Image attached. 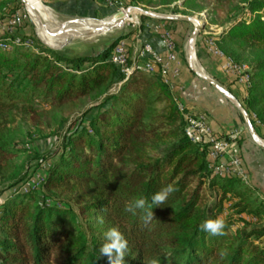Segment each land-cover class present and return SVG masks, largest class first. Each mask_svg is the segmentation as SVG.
<instances>
[{
    "label": "trees",
    "instance_id": "trees-1",
    "mask_svg": "<svg viewBox=\"0 0 264 264\" xmlns=\"http://www.w3.org/2000/svg\"><path fill=\"white\" fill-rule=\"evenodd\" d=\"M77 1L52 7L71 16L94 17L101 10L97 0ZM178 1L129 0L153 10ZM210 1V25L229 27L219 39L225 54L230 56L228 48L235 44L256 52L244 106L252 124L257 120L264 126V0ZM189 6L187 0L184 7ZM16 38L21 45L14 44ZM28 41L37 52L28 49ZM113 46L70 56L30 33L0 36V198L27 181L30 163L48 158L15 149L8 127L14 116H36L37 102L62 107L92 98L94 104L64 135L42 195L40 190L11 193L0 205V264H107L99 248L109 228H117L128 242L125 264H264V225L232 233L231 224L224 223V234L216 236L201 230L203 222L217 218L224 201L233 203L237 215L261 222L264 201L240 179L212 175L207 147L185 136V119L159 67L148 72L128 56L125 73L110 59ZM166 143L171 146L161 149ZM169 184L175 191L153 209V219L145 221L140 210L125 211L137 198L150 203ZM54 194L72 197L78 212L67 203L48 202Z\"/></svg>",
    "mask_w": 264,
    "mask_h": 264
},
{
    "label": "rangeland",
    "instance_id": "rangeland-1",
    "mask_svg": "<svg viewBox=\"0 0 264 264\" xmlns=\"http://www.w3.org/2000/svg\"><path fill=\"white\" fill-rule=\"evenodd\" d=\"M60 1L62 0H41L44 6L50 8L53 11V13H55L54 15L56 16L57 22L59 23L60 26L70 23L74 20H77L80 17H83L85 19H94V21L96 22L105 21L110 17L117 15L119 13H123V14L128 13L129 19L126 21L125 24H123L122 27L107 33L96 35V37L93 36L89 39L79 38V37L76 38V36H74V34L68 30L69 27L65 28V30L62 29V31H58L57 35L66 36L67 38L66 42L68 44H64L60 48H54L55 50L61 52H67L70 54V56H78L84 54L86 55L91 52L101 51L112 45L115 46L118 40L125 39L127 40L129 46L128 56H130V58L133 59L135 56L134 53L137 50L139 52V50L142 47L141 41L139 42L141 38V33H139V30L142 29L143 31L144 28L148 27V24H151V22L156 21L157 25L159 24L163 25L162 21H166V20L154 19L148 15L143 14V12L140 10L165 17H175V16L192 17L198 19L199 22L204 25L203 29H201L197 34L194 55L195 56L214 55L216 57H218L217 55H223L224 58L231 60L234 64L238 66H242L245 69L244 70L245 75L248 76L250 81V76L252 73L250 61L252 57L256 54V52L248 48L240 47L239 45L235 44L232 47L228 48L230 49L231 52L230 56H227L225 54V51L222 49L221 45L219 44V39L221 38V36H223L226 33V31H228L229 27H218V26L210 25L209 22L212 16L211 14L212 4L210 0H194V2L188 0V4L191 5L189 6L190 9L184 7V3L187 0H179L175 5H172V7L168 9L162 8L158 10L145 9L143 7L132 6L129 0H97L98 3L101 5V10L98 11L94 17H89L88 15L71 16L60 13L52 7V5L57 4ZM5 2L6 4H4ZM20 3L21 6L19 5ZM197 6H203L205 9L202 11H197V9L195 8ZM193 9L196 11H194ZM249 17H251L250 14L247 15V18ZM15 18H20L21 24L20 26L10 29L11 30V31L9 30L10 33H12L13 31L14 32L19 31L21 33L22 32L30 33L35 35L36 38L39 39L40 42H42L40 36L36 31V26L33 23L30 14L28 13L25 7V3L22 2V0H0V25L2 27V30L0 31V36L3 35L4 31H6L3 30L4 27L5 29L10 28V25L9 26L7 25L8 22L12 21ZM189 25H190V31L187 35V42H186L187 51H188L187 55H189L188 42L195 29L194 23L190 22ZM132 36H134L133 39H131ZM27 44H29L28 45L29 47H31L32 45V43L29 41ZM28 49L30 51L37 52V50L34 49L33 47ZM215 52H218V54ZM218 58L224 61L223 58L221 57ZM197 60L198 59L196 58L195 61L197 64V68L199 66L201 68L202 73L207 75V72L201 67L200 63H198L199 61ZM188 63L189 65L191 64V68L194 71L196 72L198 71V73H201L195 67V65H193L190 55L188 56ZM140 65L143 66V64ZM222 70H224V67H222ZM249 87L245 89L246 94L248 92ZM36 105H37L36 116L23 118L21 115L16 114L8 127L11 130L12 137L14 138L15 149L18 150L29 149L31 151L35 150L42 155H47L48 158L42 164H38L37 162L30 163L29 165L30 175L27 181H25L23 184L19 185L18 187L14 188L12 191L6 192L0 198V205L4 202L6 197L11 195V193H15V195L27 194L30 192H35L40 190L39 193H41L42 195L43 191L41 189L46 177L47 170L49 166L54 162V160L58 157V154L62 150L64 135H66L67 132L74 130L80 124L81 119H84V115L89 111V109L94 104L92 98H87V99H81L77 102L69 103L62 107H56L48 102H39V103L37 102ZM159 107L162 108L163 105H160ZM246 112L248 113L247 110ZM94 114L95 112H91L85 118L88 119L92 117ZM252 118L255 119L256 118L255 115H252ZM256 126L259 129H262L264 132V126L257 120H256ZM89 133L92 134V131H89ZM170 146H171L170 143H166L161 146V149L164 150ZM30 154H31L30 152L24 154L20 158L16 159V162L20 164L28 156H30ZM252 192L254 194L253 190ZM216 194L217 191H215V193L213 194L215 195V200H216ZM208 195L211 200H214V197L212 198L211 194L208 193ZM52 196L53 198L48 199V202L50 201L55 202L59 207H63L68 204L73 208L75 212H78L79 209L78 205L75 203V200L69 195L61 196L54 194ZM254 197L260 199V197H258L257 195L255 196V194ZM217 218L222 219L224 223L231 224L230 232L232 233L236 232L238 229H243V228L251 229L254 226L264 225V219L261 222H259L253 216L248 214L237 215L236 210L233 208V203L230 201H224L222 203V210L219 211V213H217Z\"/></svg>",
    "mask_w": 264,
    "mask_h": 264
},
{
    "label": "crops",
    "instance_id": "crops-1",
    "mask_svg": "<svg viewBox=\"0 0 264 264\" xmlns=\"http://www.w3.org/2000/svg\"><path fill=\"white\" fill-rule=\"evenodd\" d=\"M77 2L80 4L81 0ZM162 22V26L172 33L176 46V61L171 65V72L168 76L171 83L169 88L175 100L192 112L206 115L213 131L218 136H226L233 131L242 133L240 152L243 167L248 175V187L252 188L255 196L260 197L259 200L264 201V147L259 145L251 135L238 107V105H242L245 109L244 99L247 94L243 86L222 70L224 65L222 59L214 55H196L194 58L198 59V63L207 72V75L226 89L233 99L226 97L207 83L188 63L189 55H187L186 42L190 31V22L176 20ZM156 25L157 22L155 21L148 24V27L144 28L143 31L140 29L141 38L139 42L141 41L142 46L150 44L157 53L165 56L160 37L153 29ZM137 53L138 50L134 53L133 59H137ZM139 63L143 64V61L139 60ZM253 126L258 136L264 140L263 130L256 125Z\"/></svg>",
    "mask_w": 264,
    "mask_h": 264
},
{
    "label": "built area",
    "instance_id": "built-area-1",
    "mask_svg": "<svg viewBox=\"0 0 264 264\" xmlns=\"http://www.w3.org/2000/svg\"><path fill=\"white\" fill-rule=\"evenodd\" d=\"M14 18V17H13ZM21 24L20 18H15L8 22L10 28L4 27L3 30L9 31ZM2 27L0 25V31ZM11 31V30H10ZM9 31V32H10ZM155 33L160 37L162 47L165 51V56L157 53L150 44H145L137 53V59L143 61V69L148 72H155L157 67L165 83L171 87L169 81V73L171 72V65L176 61L175 43L172 33L166 30L162 25L154 27ZM28 42H25V45ZM15 45H21V39L14 40ZM3 47L9 49V47ZM129 46L125 39H120L116 43L111 53V61L116 64L120 69L129 73L126 68L128 60ZM218 54V52H215ZM224 59V71L232 76L238 83L247 89L250 86V81L245 75V69L242 66L234 64L231 60L224 58L223 55H217ZM177 102V101H176ZM178 109L182 113L186 122L185 136L193 144L202 145L207 147V157L209 161V169L213 176L220 178H238L246 186H249L248 175L243 167L240 152V142L242 141V133L240 131H233L226 136H218L213 131L209 119L204 114L192 112L186 109L182 104L177 102Z\"/></svg>",
    "mask_w": 264,
    "mask_h": 264
},
{
    "label": "bare ground",
    "instance_id": "bare-ground-1",
    "mask_svg": "<svg viewBox=\"0 0 264 264\" xmlns=\"http://www.w3.org/2000/svg\"><path fill=\"white\" fill-rule=\"evenodd\" d=\"M24 3L33 23L36 26V31L40 36L41 41L51 48L62 47L67 38L66 36L57 35L58 31H62L63 28L57 22L56 16L54 15L55 13H53L50 8L44 6L41 0H24ZM128 19V13H125L123 18L111 19L104 22L89 21L85 23H77L69 26L68 30L71 31L76 38L79 37L89 39L93 36L96 37V35L107 33L122 27ZM194 54L195 53L191 50L190 55H192L193 65L197 68L195 61L196 57L194 58ZM197 69L202 73L199 66Z\"/></svg>",
    "mask_w": 264,
    "mask_h": 264
},
{
    "label": "clouds",
    "instance_id": "clouds-1",
    "mask_svg": "<svg viewBox=\"0 0 264 264\" xmlns=\"http://www.w3.org/2000/svg\"><path fill=\"white\" fill-rule=\"evenodd\" d=\"M174 191L173 185L169 184L153 194L150 203L144 198H137L130 206L126 207L125 211L135 214L137 210H140L144 213L143 218L145 221L151 220L154 217L153 209L162 205L167 200L169 194ZM100 222L103 223V220L100 219ZM224 227L223 220L216 218L215 220L203 222L201 230L216 236L224 234ZM104 238L106 243L99 248L100 258L106 257L107 264H125L128 242L123 234L117 228H109L104 233Z\"/></svg>",
    "mask_w": 264,
    "mask_h": 264
},
{
    "label": "water",
    "instance_id": "water-1",
    "mask_svg": "<svg viewBox=\"0 0 264 264\" xmlns=\"http://www.w3.org/2000/svg\"><path fill=\"white\" fill-rule=\"evenodd\" d=\"M22 2H24V0H22ZM143 12V14L145 15H148L154 19H157V20H176V21H185V22H191V23H194L195 24V29L191 35V38L188 42V48H189V55H190V51L192 50L194 53H195V42H196V37H197V34L199 33V31L201 29H203V24L199 22L198 19L196 18H192V17H182V16H175V17H165V16H160V15H157V14H154V13H150V12H147V11H143V10H140ZM124 17V14L123 13H119L117 15H114L112 17H110L109 19L107 20H111V19H116V18H123ZM105 20V21H107ZM86 21H94V19H85L83 17H80L79 19L77 20H74L70 23H67L65 25L62 26V28L65 30V27H69V26H72L74 24H77V23H85ZM97 22H104V21H97ZM89 37V36H87ZM65 44H68L67 42ZM54 49V48H52ZM191 56V61H192V55ZM195 56V55H194ZM191 66V64H190ZM202 79H204L207 83H209L210 85H212L215 89H217L219 92H221L223 95H225L226 97H229L231 99L232 96L231 94L226 90L224 89L220 84H218L216 81H214L212 78H210L209 76L203 74V73H198L196 72ZM244 119H245V122L248 126V129L250 130L251 132V135L253 136V138L257 141V143L259 145H261L262 147H264V140L261 139L258 134L256 133L255 131V128L251 122V119L249 117V114L246 112V110L243 108L242 105H238Z\"/></svg>",
    "mask_w": 264,
    "mask_h": 264
}]
</instances>
